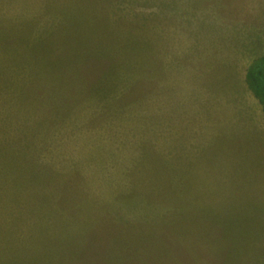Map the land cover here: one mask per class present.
Here are the masks:
<instances>
[{
	"label": "rangeland",
	"instance_id": "1",
	"mask_svg": "<svg viewBox=\"0 0 264 264\" xmlns=\"http://www.w3.org/2000/svg\"><path fill=\"white\" fill-rule=\"evenodd\" d=\"M239 17L264 48V0H0V264H264V187L212 172L165 45Z\"/></svg>",
	"mask_w": 264,
	"mask_h": 264
},
{
	"label": "crops",
	"instance_id": "2",
	"mask_svg": "<svg viewBox=\"0 0 264 264\" xmlns=\"http://www.w3.org/2000/svg\"><path fill=\"white\" fill-rule=\"evenodd\" d=\"M184 12L187 19H190L187 15L188 10ZM200 18L196 20V23L203 22L205 16L202 15ZM245 20L242 21L239 17L240 23L238 21L234 23L230 21L227 25L226 22L219 23V28L226 32L225 44L218 39L219 28L209 23L207 24L208 27L201 31H196L198 30L197 26L189 31V33L195 35L194 46L192 44L188 46L187 41L181 43L170 42L168 44L165 41V45L170 49V52L172 50L175 52V58L170 54V63L169 58L167 59L169 66H175L178 59L181 61L178 66L179 70L185 66L191 70L194 69L195 83L198 87L196 93L199 95L196 105L211 103V117L209 115L207 119L206 112H204V116L198 118L203 121V124L196 123L193 132L196 135L197 128L202 126L203 132L209 131L211 133L212 146L207 157L211 156L212 172L218 180L222 177L228 182L238 180L244 184L245 188L250 183L253 184L254 188H261L264 185L260 179L258 165L255 169H252L245 166V161L252 160L263 152L264 109L259 98L249 88L246 73L251 63L256 58L264 55V48L259 47V45L253 47L250 44V40L246 37V35L249 36L246 29L249 23L247 24ZM210 34L217 37L212 42V47L207 40V36ZM197 35L201 36L197 37ZM184 45L196 49L195 60L190 63L181 59ZM177 53L180 55H177ZM190 54L194 56L192 52ZM215 61L231 67V72L227 75H219L220 68L217 75L212 73L201 74L199 72L201 65L203 68H205V65L216 66ZM239 67L244 68V77L238 72ZM199 75H201L200 79H198ZM181 85L182 83L179 84V89H181ZM179 94H182V91ZM180 114L182 113L180 112ZM201 114L198 112V115ZM200 134L202 133L199 131ZM259 140H263V142ZM257 141L258 144H256ZM204 155L200 158H204ZM196 156L198 154H194L192 157ZM199 161L197 159L196 163H199ZM205 161L207 160L205 159ZM257 162L252 160L251 166ZM221 164L226 165V167L223 165L222 169ZM216 165L218 167L215 169ZM216 172L219 173L216 174ZM213 183L216 184L214 180Z\"/></svg>",
	"mask_w": 264,
	"mask_h": 264
},
{
	"label": "trees",
	"instance_id": "3",
	"mask_svg": "<svg viewBox=\"0 0 264 264\" xmlns=\"http://www.w3.org/2000/svg\"><path fill=\"white\" fill-rule=\"evenodd\" d=\"M246 74L249 88L259 98L264 109V55L251 63Z\"/></svg>",
	"mask_w": 264,
	"mask_h": 264
}]
</instances>
